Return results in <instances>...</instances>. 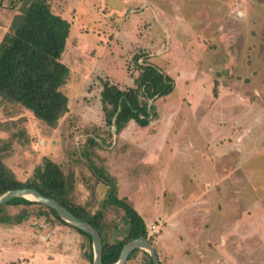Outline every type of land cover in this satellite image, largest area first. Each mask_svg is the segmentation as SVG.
<instances>
[{"label": "rangeland", "instance_id": "obj_1", "mask_svg": "<svg viewBox=\"0 0 264 264\" xmlns=\"http://www.w3.org/2000/svg\"><path fill=\"white\" fill-rule=\"evenodd\" d=\"M16 1L0 0V41ZM49 1L71 22L63 58L69 110L50 128L23 107L0 103L7 124L0 143L14 145L7 165L25 180L46 156L57 161L75 176V202L102 208L109 235L122 238L124 212L103 206L109 187L91 165L105 166L118 196L144 216L164 264L168 248H188L196 262L197 244L208 241L220 255L231 251V264H264V0ZM138 54L140 64L171 75L175 88L150 101L156 115L148 126L131 121L116 133L104 125L101 90L105 80L133 86ZM18 118L26 143L14 136ZM35 210L22 223H0L10 226L2 227L9 233L0 264H85V237ZM144 251L130 264H150ZM206 256L199 264H212Z\"/></svg>", "mask_w": 264, "mask_h": 264}, {"label": "trees", "instance_id": "obj_2", "mask_svg": "<svg viewBox=\"0 0 264 264\" xmlns=\"http://www.w3.org/2000/svg\"><path fill=\"white\" fill-rule=\"evenodd\" d=\"M20 2L9 30L0 41V103L8 106H21L30 111L37 119L50 128H56L63 115L69 110V95L63 90L70 76V67L64 62L71 31V22L52 9L49 0H17ZM140 55L135 59L140 72L134 78V85L121 88L105 80L101 90V107L104 125L120 133L131 121L145 127L156 115L152 102L159 97L169 95L175 88L174 78L154 63H139ZM24 118L12 123H19L20 130L14 135L21 143L29 140L24 125ZM6 122L0 121V128ZM92 147L98 145L90 138ZM11 140L0 143V196L11 189L32 187L44 195L57 199L79 218L92 223L103 238V264L118 261L123 246L131 239L144 236L153 244L149 235L147 221L134 203L127 197L118 196L115 178L104 166L92 167L98 180L108 185L109 190L103 206L112 205L123 210L127 222L126 233L122 238H111L108 233L105 211L102 208L94 212L74 200L75 176L65 173L60 163L45 157L25 180L17 177L15 171L6 163V157L13 152ZM22 206L20 211L11 212L12 207ZM41 214H51L62 225L75 228L85 237V264H94L92 236L64 221L57 211L39 201L24 197H15L0 205V223L19 224L27 220L33 209ZM154 245V244H153ZM156 248V247H155ZM133 251L126 262L136 261ZM157 250V249H156ZM150 264H154L150 254L144 251ZM161 263L164 264V262Z\"/></svg>", "mask_w": 264, "mask_h": 264}, {"label": "water", "instance_id": "obj_3", "mask_svg": "<svg viewBox=\"0 0 264 264\" xmlns=\"http://www.w3.org/2000/svg\"><path fill=\"white\" fill-rule=\"evenodd\" d=\"M15 197H24L30 200H35L44 203L54 208L64 221L77 228H80L84 232L89 233L92 236L93 242V263L103 264V238L100 231L92 223L79 218L71 210L62 205L57 199L48 197L39 190L32 187L15 188L7 191L2 196H0V205L5 202H8L9 200ZM137 249L146 250L150 254L154 264H162L155 246L148 238L144 236L136 237L129 240L123 246L120 257L118 261L114 264H126L129 255Z\"/></svg>", "mask_w": 264, "mask_h": 264}, {"label": "crops", "instance_id": "obj_4", "mask_svg": "<svg viewBox=\"0 0 264 264\" xmlns=\"http://www.w3.org/2000/svg\"><path fill=\"white\" fill-rule=\"evenodd\" d=\"M0 224V232H3L2 234L0 233V245H2L4 247V244L6 243V238H7V235H3V234H8L9 232L7 231L6 228H2V227H7L8 225H2ZM10 227V226H8ZM4 229V231H2ZM205 239V237H204ZM207 239V238H206ZM168 241V240H167ZM167 241L166 242V245H167ZM200 242V241H199ZM204 242V241H203ZM209 243V244H208ZM197 244V243H196ZM168 246V245H167ZM169 247V246H168ZM198 248V250L200 251V255L199 258L197 259L196 262H192L190 260L187 259V256L189 255L190 251L188 248H186L185 250H177L176 249H169L168 250L170 252H167L166 254V259L167 261H165V264H191V262L194 264H199V261H201V258L203 259L206 255V258L210 257L211 259H209V261L212 263V264H231V261L229 260V256L231 257V251H229L227 253V255L223 254L222 250H220L221 252V255L224 256V258L219 254V250H217L215 248L214 245H210V242H206V244L204 243V246L203 245H199L197 244L196 246ZM199 247H203L202 250H200L201 248ZM224 246H222L223 248ZM228 249V248H227ZM229 250V249H228ZM225 252V251H224ZM227 252V251H226ZM160 254V253H159ZM175 254H177L179 257H176ZM161 256H159L160 258ZM14 259H10V261H12ZM162 260V258H161Z\"/></svg>", "mask_w": 264, "mask_h": 264}, {"label": "built area", "instance_id": "obj_5", "mask_svg": "<svg viewBox=\"0 0 264 264\" xmlns=\"http://www.w3.org/2000/svg\"><path fill=\"white\" fill-rule=\"evenodd\" d=\"M151 228H153V229L155 230V228H156V225H155V224H153V225L151 226Z\"/></svg>", "mask_w": 264, "mask_h": 264}]
</instances>
